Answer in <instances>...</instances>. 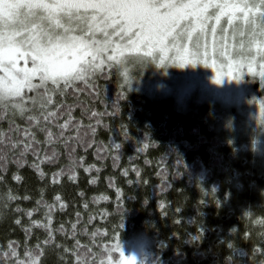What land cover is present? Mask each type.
Returning <instances> with one entry per match:
<instances>
[{"label":"trees","instance_id":"16d2710c","mask_svg":"<svg viewBox=\"0 0 264 264\" xmlns=\"http://www.w3.org/2000/svg\"><path fill=\"white\" fill-rule=\"evenodd\" d=\"M252 85L264 106V86ZM53 99L65 115L48 125L52 143L27 121L38 112L0 109V264L29 252L38 264H119L136 240L146 243L135 264H264V157L252 127L221 132L216 110L142 102L113 66ZM15 127L32 131L38 154L7 147L9 135L24 138Z\"/></svg>","mask_w":264,"mask_h":264},{"label":"snow or ice","instance_id":"6c2138e0","mask_svg":"<svg viewBox=\"0 0 264 264\" xmlns=\"http://www.w3.org/2000/svg\"><path fill=\"white\" fill-rule=\"evenodd\" d=\"M229 32L233 39L241 38V48L246 39L259 37L256 54L264 62V0H0V109L11 106L21 116L38 112L27 115V121L32 127L44 125L40 131L46 132L47 142L52 143L48 125L65 115L61 111L65 106L56 105L54 95H63L78 81L88 84L104 63H97L98 58L113 44L112 51H119L121 57L125 51L135 53L133 58L138 60L158 53L161 61L207 63L212 57L225 60ZM113 37L118 40L113 41ZM165 52L174 54L164 57L161 54ZM248 55L255 59L251 48ZM20 59L31 67H18ZM113 59V55L108 56V60ZM260 75L264 78V72ZM67 115L69 119L57 125L60 137L72 123L70 110ZM10 131L23 132L24 138L11 143L9 135L7 147L22 145L21 156L28 151L38 154L34 145L39 142L30 129L15 127ZM4 138L0 131V150L5 147ZM102 151L98 149V156ZM56 155L53 151L47 160L53 161ZM3 161L0 154V165ZM8 255H17L14 247ZM26 256V261L18 260L17 264H38L37 256L30 252Z\"/></svg>","mask_w":264,"mask_h":264},{"label":"rangeland","instance_id":"374dc122","mask_svg":"<svg viewBox=\"0 0 264 264\" xmlns=\"http://www.w3.org/2000/svg\"><path fill=\"white\" fill-rule=\"evenodd\" d=\"M116 40L118 38L113 37V41ZM240 40L239 36L233 39L229 32L225 41L228 55L224 61L212 57L207 63L200 60L196 63L183 64L178 59L175 62L170 59L161 61L158 53H153V56L156 55L155 59L153 56H148L138 60L133 58L135 53L129 54L127 51H125L126 58L121 57L119 51H112L113 44L98 58L97 63L100 60H104V63L95 73L104 66H113L118 70L122 86L131 93L143 97L142 102L144 100V102L156 103L159 108L165 107L174 113L190 114L203 110H216L214 111L217 122L215 129L221 132L234 129L250 130L252 127L251 143L258 155L264 157V106L263 100L256 95L252 85L257 81L260 87L264 86V78L260 75L264 72V67H261V63L264 62H261L259 55L256 54L260 40L259 37L255 41L246 39L243 48L240 46ZM249 48L255 56L254 60L248 55ZM209 51L211 52V47ZM173 54V52H165L161 55L169 57ZM109 55H113L115 59L108 60ZM140 55L143 56L142 51ZM213 59L216 60L215 64L212 63ZM25 66L31 67L20 59L18 67ZM226 117L235 122L224 123ZM236 122L237 124H232ZM140 241L133 242L132 247L121 256L119 264L136 263L146 243L145 240L144 244Z\"/></svg>","mask_w":264,"mask_h":264}]
</instances>
